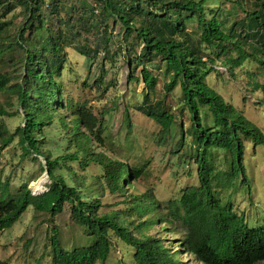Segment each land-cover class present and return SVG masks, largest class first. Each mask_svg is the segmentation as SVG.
Returning a JSON list of instances; mask_svg holds the SVG:
<instances>
[{"label": "rangeland", "instance_id": "1", "mask_svg": "<svg viewBox=\"0 0 264 264\" xmlns=\"http://www.w3.org/2000/svg\"><path fill=\"white\" fill-rule=\"evenodd\" d=\"M239 3L243 9L238 6L237 0H210L206 8L217 10L215 16L225 22V30L235 28L236 32H240L239 39L243 40L240 28V24L246 22L243 10L251 11L252 5L249 0ZM20 4V0H0V17L9 23L0 38V76L8 79V86L21 84L25 72V49L15 44L27 19V12ZM43 14L44 27L48 30L44 35L50 34L58 39L64 63L55 79L61 95L60 110L50 111L51 119L35 135L41 143L43 155L49 160L72 154H77L78 158L61 161L55 174L62 176L69 186L77 188L85 202L98 201L100 215L124 220L135 237L161 239L167 250L176 251V260L180 264H201L178 247L186 231L180 222L170 219L167 206L168 202H178L184 190L199 185L194 161L196 145L192 143L190 134L191 115L182 103L179 87L166 93L163 86L168 78L163 75V64L159 59L146 63L156 79V86L148 95V105L170 109L174 117L172 127L163 131L138 111L145 103L144 96L148 91L141 81L142 67L134 69L129 61L132 62L140 53L141 45L130 37L124 38V30L118 21L93 17L89 3L83 0H64L57 16H48L47 12ZM236 23L239 25L235 26ZM186 27L196 41L198 32L195 24L187 23ZM99 38L102 41L97 47ZM126 47L129 48V57L125 55ZM95 48L98 51L96 54L93 52ZM242 48L247 55L251 54L247 45L242 44ZM212 50L203 49V60L211 54L215 57ZM218 56L214 66L219 74L210 73L205 77L206 84L264 135V93L256 87L264 86V67L260 64L264 56L259 53L255 57L248 55L242 65L234 69L226 64L229 57L236 59L239 56L232 46ZM0 105L7 112L19 110L13 91L0 93ZM81 109L90 112L97 121L102 120L104 146L98 147L92 140L91 149L94 152H102L131 168H144L143 175L137 180L124 176L128 183L123 184L115 194L105 184L102 167L77 151L72 120ZM200 117L202 124L213 125L207 108L200 107ZM23 124L21 111L15 117H0V126L7 136ZM211 155L215 172L229 170L231 159L227 153L212 151ZM22 157L18 136H15L12 143L0 149V183L8 184L7 193L10 195L16 194L22 185H27L34 196L44 192L49 184L44 158L33 160L34 154ZM243 167L244 172L231 188L218 189L216 194L222 203H230L235 213L243 215L248 228L263 227L262 145L254 146L250 141L244 143ZM37 183L41 190L34 194ZM140 224L143 227L137 228ZM52 227L57 229V240L65 251L92 243L93 238L73 222L68 204L52 220L48 214L28 207L9 230L0 233V264H52ZM108 238L110 253L104 263L98 264H135L132 247L112 232L108 233ZM257 264H264V261Z\"/></svg>", "mask_w": 264, "mask_h": 264}, {"label": "trees", "instance_id": "2", "mask_svg": "<svg viewBox=\"0 0 264 264\" xmlns=\"http://www.w3.org/2000/svg\"><path fill=\"white\" fill-rule=\"evenodd\" d=\"M207 1L210 0H103L99 16L95 17L93 13L92 16L100 20L102 17V20L118 21L124 30V38L130 37L141 45L140 53L132 62L129 61L134 69L142 67L140 77L148 91L144 96L145 103L138 111L163 131H168L174 123L170 109L148 105V95L155 88L156 79L146 63L159 59L163 64V75L168 78L163 86L165 92L170 93L179 87L182 103L191 115L190 134L192 143L196 145L194 161L199 185L184 190L178 202L167 204L170 219L180 222L186 231L178 247L201 264H257L264 261V226L248 228L243 215L235 213L230 203H222L216 190L231 188L244 172V143L250 141L254 146L264 147V135L236 108L225 103L206 84L205 77L212 72L219 74L214 64L218 55L225 54L229 46L239 54L238 58L229 57L226 62L233 69L241 66L249 56L255 57L257 53L264 56V0H249L252 10H243L246 17V22L240 24L243 40L239 39L240 32H236L235 28L225 30V22L215 16L217 10L206 8ZM239 1L243 0H237L242 8ZM20 3L27 12V19L15 44L25 49L24 76L21 84L11 86H8L6 77L0 76V93L13 91L19 110L7 112L0 105V117H15L21 111L24 124L8 136L0 126V149L7 147L18 136L22 158L32 154L35 155L33 160L44 158L49 184L44 192L38 194L41 189L40 182L37 183L33 192L38 195L34 196L27 185H22L16 194L10 195L7 193L8 184L0 183V233L9 230L28 207L48 214L52 220L68 204L73 222L93 240L87 246L65 251L57 240V229L52 227V264L104 263L111 247L109 232L134 249L135 264H180L176 260V251L167 250L163 240L150 236L135 237L124 220L107 214L100 215L98 210L101 205L98 201L85 202L77 188L69 186L62 176L55 174L61 161H75L77 154L54 160L43 155L41 143L35 134H39L51 119L50 111L60 110L61 95L55 79L60 75L64 63L58 39L50 34L44 35L48 30L44 27L43 12H47L48 16H57L64 0L53 2L47 10L42 9V0H20ZM187 23L195 24L198 32L196 41L190 36ZM8 26L9 23L0 17V38ZM30 29L32 32L25 35ZM100 41L101 38L97 47ZM227 43L229 46H226ZM242 44L251 51L249 56L243 51ZM203 49H213L211 53H215V57L211 54L203 60ZM128 51L126 47V57H129ZM93 52L96 54L98 51L95 48ZM260 64L264 67V61H260ZM256 87L264 93V86ZM200 107L207 108L211 114V127L202 124ZM101 122L90 112L83 109L77 111L76 118L72 120L73 137L77 151L102 167L105 184L115 194L123 184L128 183L124 176L137 180L143 175L144 168H131L91 149L92 140L96 141L98 147L104 146ZM212 151H223L230 156L227 172H215ZM138 227H143V224Z\"/></svg>", "mask_w": 264, "mask_h": 264}, {"label": "built area", "instance_id": "3", "mask_svg": "<svg viewBox=\"0 0 264 264\" xmlns=\"http://www.w3.org/2000/svg\"><path fill=\"white\" fill-rule=\"evenodd\" d=\"M63 0H42V9L47 10L50 9L53 2H62ZM91 6V11L95 17H98L101 10V5L103 0H85Z\"/></svg>", "mask_w": 264, "mask_h": 264}]
</instances>
